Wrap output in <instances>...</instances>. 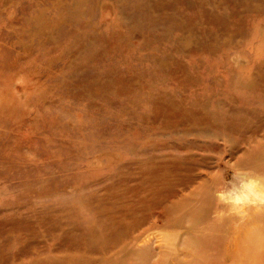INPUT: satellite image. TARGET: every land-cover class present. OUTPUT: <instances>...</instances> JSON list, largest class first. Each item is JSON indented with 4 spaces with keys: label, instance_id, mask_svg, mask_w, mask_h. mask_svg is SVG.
Listing matches in <instances>:
<instances>
[{
    "label": "rangeland",
    "instance_id": "374dc122",
    "mask_svg": "<svg viewBox=\"0 0 264 264\" xmlns=\"http://www.w3.org/2000/svg\"><path fill=\"white\" fill-rule=\"evenodd\" d=\"M263 113L264 0H0V264H264Z\"/></svg>",
    "mask_w": 264,
    "mask_h": 264
},
{
    "label": "clouds",
    "instance_id": "9594fccd",
    "mask_svg": "<svg viewBox=\"0 0 264 264\" xmlns=\"http://www.w3.org/2000/svg\"><path fill=\"white\" fill-rule=\"evenodd\" d=\"M246 176V179H240L235 186H222L217 192L219 204L228 205L227 213H235L240 217L248 215L249 208L257 211L264 208V175H252L247 170L236 169L233 172V178ZM223 208L219 209L218 215H225Z\"/></svg>",
    "mask_w": 264,
    "mask_h": 264
},
{
    "label": "bare ground",
    "instance_id": "6f19581e",
    "mask_svg": "<svg viewBox=\"0 0 264 264\" xmlns=\"http://www.w3.org/2000/svg\"><path fill=\"white\" fill-rule=\"evenodd\" d=\"M105 13V12H104ZM106 14V13H105ZM14 16V14L12 15V17ZM262 20V19H261ZM246 41V40H245ZM249 41V40H248ZM247 46V45H246ZM233 59H234V57H233ZM236 60V59H235ZM241 61H242V59H241ZM246 62V61H245ZM246 66V65H245ZM244 66V67H245ZM241 67V66H240ZM234 93V92H233ZM245 98H246V96H245ZM246 100V99H245ZM247 101V100H246ZM250 103V102H249ZM250 110V109H249ZM252 110V109H251ZM221 111V110H220ZM264 114V113H263ZM237 119V118H236ZM226 126V125H225ZM232 127V126H231ZM226 129V128H225ZM230 132V131H229ZM231 134H233L232 132L230 133V135ZM236 135V134H235ZM239 135V134H238ZM261 145V144H260ZM261 149H263V148H261ZM259 150V149H258ZM260 151V150H259ZM258 151V152H259ZM260 153V152H259ZM246 154V153H245ZM255 154H256V152H255ZM99 155H100V153H99ZM252 155V154H251ZM243 156V155H242ZM251 157V156H250ZM249 157V158H250ZM255 158V157H254ZM97 159V158H96ZM246 159H248V158H246ZM244 160V159H243ZM249 160V159H248ZM253 162V161H252ZM258 162V161H257ZM262 162V161H261ZM243 164V163H242ZM258 164V163H257ZM238 165V164H237ZM244 167H246V166H244ZM263 167V166H262ZM250 170V171H249ZM249 172L252 174V175H257V174H261V175H264V171H262L261 172V170L255 165V164H252L251 165V167L249 168ZM247 177L246 176H243L241 179H246ZM240 179V178H239ZM239 179L238 180H236V181H239ZM234 180V179H233ZM233 183V182H232ZM235 184V183H234ZM226 186H227V184H226ZM230 186V185H229ZM214 187V186H213ZM213 197H215V198H217V196H216V192L213 194ZM218 201V200H217ZM210 204H211V202H210ZM214 205V204H213ZM217 205V204H216ZM215 205V208L218 206H216ZM229 207L228 205H224V208L225 207ZM214 209V208H213ZM211 211V210H210ZM210 211H209V213H210ZM215 211V210H214ZM215 214V213H214ZM258 214L259 215H261V216H263L264 217V208H261L260 210H256V209H254V208H249V211H248V215L252 218V217H257L258 216ZM248 216V217H249ZM246 217V216H245ZM241 221H242V218L240 219ZM245 220V219H244ZM249 220V219H248ZM239 221V220H238ZM235 222V221H234ZM260 222V221H259ZM262 222H263V220H262ZM240 223V222H239ZM238 223V224H239ZM244 223V222H243ZM237 225V224H236ZM236 225H235V227H236ZM233 226V225H232ZM239 226H241V224L239 225ZM233 228H234V226H233ZM241 229L239 230V229H236V231L234 232V237H233V240H234V243H235V245H237V244H240V245H243L244 247H245V249H247L248 250V245L250 244L251 245V243L253 242V240H257V241H259V240H262V237L263 236H259V237H255V235L256 234H259V225L257 224V222H250V223H248L247 224V222L245 221V226L244 227H240ZM235 230V229H234ZM208 238V237H207ZM259 239V240H258ZM264 240V239H263ZM248 251H250V250H248ZM248 251H244V250H240V248L239 247H236L235 249H234V252H236V253H241L242 254V252H248ZM251 251H254V250H251ZM253 253V252H252ZM243 255V254H242Z\"/></svg>",
    "mask_w": 264,
    "mask_h": 264
}]
</instances>
